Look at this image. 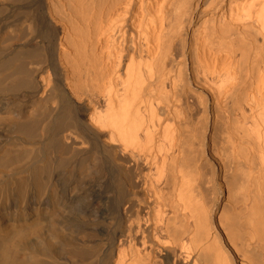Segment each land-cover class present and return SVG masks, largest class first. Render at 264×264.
I'll return each instance as SVG.
<instances>
[{"label":"bare ground","instance_id":"bare-ground-1","mask_svg":"<svg viewBox=\"0 0 264 264\" xmlns=\"http://www.w3.org/2000/svg\"><path fill=\"white\" fill-rule=\"evenodd\" d=\"M19 2L11 140L70 157L50 204L0 206V264H54L85 217L117 222L100 264H264V0Z\"/></svg>","mask_w":264,"mask_h":264},{"label":"rangeland","instance_id":"rangeland-1","mask_svg":"<svg viewBox=\"0 0 264 264\" xmlns=\"http://www.w3.org/2000/svg\"><path fill=\"white\" fill-rule=\"evenodd\" d=\"M14 4V10H10L4 0L0 1V206L12 201L11 198L8 199L12 192L19 194L21 203L29 201V193L35 192L40 203L49 198L50 204V198L55 197V192L48 187V183L54 179L53 171L61 170L62 166L69 162L66 159L70 157V154L63 152L58 162L53 156L48 159L43 158L40 150L41 143L36 132L27 135L30 141L27 144L20 142L17 138L11 140V136H15V133L12 134L8 129L10 116L5 61L8 38L6 24L11 15L15 16L18 13L19 0H16ZM51 150L48 148L47 152ZM90 172V169L81 172L77 177L78 182L86 178ZM108 186L107 181V188ZM113 219L93 223L94 221L85 217L83 220L85 222L79 223L70 235L63 233L61 234L63 237L58 236L57 239L60 244L62 242V245L56 244V247H61L62 250L55 255L54 264H100L108 251L107 238L105 233L101 232V228H116L117 222ZM43 231L44 228L41 232ZM34 236L41 237L40 231H35L28 238ZM69 248L75 249L76 253H71Z\"/></svg>","mask_w":264,"mask_h":264}]
</instances>
